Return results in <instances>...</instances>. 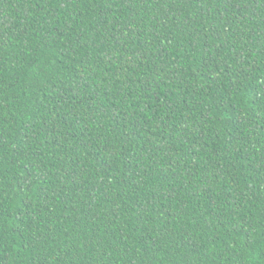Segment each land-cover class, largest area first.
Masks as SVG:
<instances>
[{
  "label": "trees",
  "instance_id": "obj_1",
  "mask_svg": "<svg viewBox=\"0 0 264 264\" xmlns=\"http://www.w3.org/2000/svg\"><path fill=\"white\" fill-rule=\"evenodd\" d=\"M0 264H264V0H0Z\"/></svg>",
  "mask_w": 264,
  "mask_h": 264
}]
</instances>
